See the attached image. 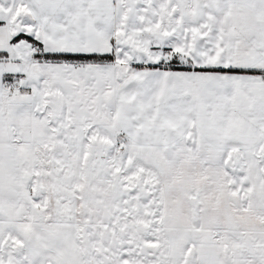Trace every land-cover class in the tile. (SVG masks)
Listing matches in <instances>:
<instances>
[{
    "label": "snow or ice",
    "instance_id": "1",
    "mask_svg": "<svg viewBox=\"0 0 264 264\" xmlns=\"http://www.w3.org/2000/svg\"><path fill=\"white\" fill-rule=\"evenodd\" d=\"M0 264H264V0H0Z\"/></svg>",
    "mask_w": 264,
    "mask_h": 264
}]
</instances>
